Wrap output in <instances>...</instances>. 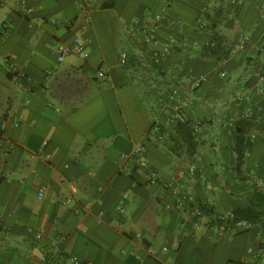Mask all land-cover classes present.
<instances>
[{"label":"crops","instance_id":"crops-1","mask_svg":"<svg viewBox=\"0 0 264 264\" xmlns=\"http://www.w3.org/2000/svg\"><path fill=\"white\" fill-rule=\"evenodd\" d=\"M109 1L0 0V264H264L247 253L264 250V219L224 234L210 225L237 206L264 211V61L248 63L264 44V0ZM153 25L173 45L155 64L165 80L145 42ZM216 32L234 46L220 62L208 49ZM79 36L88 56L59 61L58 47ZM163 87L189 102L194 151L167 123L175 102L160 100ZM241 119L254 125L240 159ZM138 156L210 212L178 207Z\"/></svg>","mask_w":264,"mask_h":264},{"label":"built area","instance_id":"built-area-1","mask_svg":"<svg viewBox=\"0 0 264 264\" xmlns=\"http://www.w3.org/2000/svg\"><path fill=\"white\" fill-rule=\"evenodd\" d=\"M34 11L33 7H26V13L31 14ZM201 20H199L200 22ZM158 36H157V25H153L150 28L146 29L145 31V42H150L153 43L155 46L152 50L151 53V58H152V62L154 64H161L172 52V43L171 42H167V43H163L160 42L158 40ZM58 52V60L59 61H64L65 58L71 54H75V55H79L82 57H87L88 56V52L86 49V44L84 39L79 36L77 38H75L73 44L69 45V44H63L61 46L58 47L57 49ZM127 53L126 52H122L121 53V62L122 64H125L127 61ZM99 76L104 77L105 73L103 71H99ZM177 90H174L173 93L171 94V99L174 100L175 104L172 108V112H171V116H170V120L172 123H185L188 121L187 115L185 113V108L188 106L189 102L187 100H180L177 97ZM154 132L157 133L158 138L162 139L163 138V134L161 133V127L159 125H154L153 127ZM143 152L142 148L140 147L137 150V153L141 154ZM135 160L137 162V165L139 166H143L145 167L149 174H150V178H149V184L150 185H154L157 183H163V185L165 187L170 188L174 194L177 195L178 200H177V206L180 208H184L187 207L188 205H191L192 208H194V212L196 213L197 216H199L202 213V209L200 208V202L197 200V198L194 196V193L191 192V189L188 188L186 185H184L183 183L180 184L177 181H175L174 179H171L169 181H165L163 179H161L160 175H159V171L158 169H156L155 167H152L147 160L144 157H135ZM195 168H192V172L190 171L188 175V182H192L195 180V174L193 173V171L195 172ZM259 185L263 186L264 185V181L260 180L259 181ZM41 196L43 195V193L40 194ZM128 198V194L125 193L123 194L122 200L118 205V210L123 212L124 208H125V204L124 201L125 199ZM71 199H68L67 202H70ZM91 205V204H89ZM87 207H82L80 205L76 206L75 211L77 213H83L86 210ZM196 216V217H197ZM217 220V223L215 225H212L214 227V229L216 230L217 233L219 234H224L226 231L228 230H233L235 232L241 231L247 227L250 226V224H248L246 221H232V219L234 218V214L232 211L226 213V214H221V215H216L214 217H211ZM211 221V219H210ZM1 222V220H0ZM37 238H41V235L38 234ZM163 250H167V247H164ZM148 253L149 254H155V249L153 247H149L148 248ZM247 253L249 255L255 256V255H262L264 256V250L262 248L259 249V251L255 250L253 247H249L247 249ZM263 263H264V257L262 258ZM67 264H88V263H83L81 262L77 257L75 256H70L68 258V262ZM233 264H247L245 261H242L240 263H233Z\"/></svg>","mask_w":264,"mask_h":264},{"label":"trees","instance_id":"trees-1","mask_svg":"<svg viewBox=\"0 0 264 264\" xmlns=\"http://www.w3.org/2000/svg\"><path fill=\"white\" fill-rule=\"evenodd\" d=\"M112 0L109 2H105L104 6H111ZM233 44L227 45L226 39L224 36L220 35L219 33H215L213 36L212 45L208 47L210 55L217 61H223L228 59L231 56V53L233 51ZM264 59V44L259 46L257 49L253 51V53L248 57V63L254 62V64L259 62V65L262 64V61ZM134 63V59L131 60V64ZM154 71L157 75L163 76L164 80L166 77V74L162 71V69L154 64ZM159 81V80H158ZM165 85H169L167 81L164 83ZM169 99V96H168ZM254 123L252 121H249L248 119H241L238 122L237 125V143H236V151L238 153L239 158L241 159L246 149L249 148V144L247 143V137L246 133L247 130H250ZM177 132L180 134L182 139L185 141V143L188 146V149L190 151H194L198 145L197 141V134L194 126L189 122H179L176 125ZM201 203V202H200ZM200 208L202 210H205L207 213L210 212V208L206 205L200 204ZM234 214V218L232 221H246L248 224L253 225L256 223L261 222L264 219V211H260L257 209V207L254 204H251L247 207H240L237 206L232 210ZM217 223V220L214 218H211L210 225H215Z\"/></svg>","mask_w":264,"mask_h":264},{"label":"rangeland","instance_id":"rangeland-1","mask_svg":"<svg viewBox=\"0 0 264 264\" xmlns=\"http://www.w3.org/2000/svg\"><path fill=\"white\" fill-rule=\"evenodd\" d=\"M144 67H146V68H149L148 66H144ZM146 80H147V83L149 82V80H148V78H146ZM151 83V82H150ZM144 85L146 86V87H148L147 85L148 84H145L144 83ZM152 85V84H151ZM149 89L150 90H153L154 88H152L151 86H149ZM160 92V91H159ZM163 94H161V92H160V100L163 102V103H167L168 101H171L172 99H171V94H169L168 92H169V89L166 87H163ZM168 96H169V99H168ZM169 103V102H168ZM169 107L167 106V105H165L164 106V110L166 111V115H167V118L168 119H166L167 120V123H168V125L172 128V130H175V131H177V127H176V125L177 124H175V123H172L171 122V118H170V116H171V110H169L168 109ZM159 126L161 127V133L163 134V138H164V136H165V132H164V129H163V126L162 125H160L159 124ZM169 137V139L171 140L170 142H169V144L171 145V147H173L175 150H180L181 148H182V142H180V140L178 139V138H175V136L172 134V136H168Z\"/></svg>","mask_w":264,"mask_h":264}]
</instances>
